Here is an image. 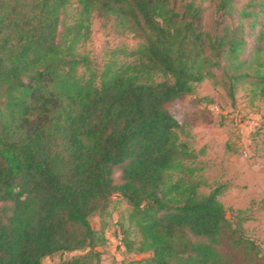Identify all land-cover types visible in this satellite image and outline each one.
<instances>
[{"label": "trees", "instance_id": "16d2710c", "mask_svg": "<svg viewBox=\"0 0 264 264\" xmlns=\"http://www.w3.org/2000/svg\"><path fill=\"white\" fill-rule=\"evenodd\" d=\"M77 3L69 22L72 0H0V264L76 252L60 264H101L108 240L90 220L108 216L114 197L132 208L126 252L148 255L129 264H222L223 189L200 192L185 164L197 155L166 105L205 79L233 101L239 84L264 96V0ZM93 13L143 41L134 64L99 82L78 74Z\"/></svg>", "mask_w": 264, "mask_h": 264}, {"label": "rangeland", "instance_id": "374dc122", "mask_svg": "<svg viewBox=\"0 0 264 264\" xmlns=\"http://www.w3.org/2000/svg\"><path fill=\"white\" fill-rule=\"evenodd\" d=\"M79 11L77 0H72L68 21L77 18ZM88 25L89 36L77 48L89 62V69H79L81 77L88 79L95 74L99 82L108 69L116 71L136 62L133 54L143 41L125 21L93 13ZM261 58L264 65V50ZM156 80L161 77L156 76ZM194 87L192 95L166 107L182 126L181 141L197 155L195 161L185 164L195 169V177L204 183L200 192L223 189L219 199L232 228L225 229L219 241L225 260L222 264H264V96L250 84L237 85L234 101L219 81L205 79ZM119 177L116 171V182ZM131 212L130 206L114 197L108 216L91 218L92 227L104 231L108 240L100 249L101 264L136 263L148 257L127 253L123 246L122 225L129 226ZM242 217L249 220L241 224ZM135 237V229L131 228V238ZM241 237L249 240L253 249L251 245H238ZM79 254L82 253L56 254L45 258L43 264H60L62 259Z\"/></svg>", "mask_w": 264, "mask_h": 264}]
</instances>
